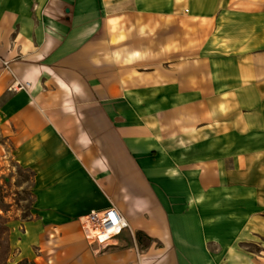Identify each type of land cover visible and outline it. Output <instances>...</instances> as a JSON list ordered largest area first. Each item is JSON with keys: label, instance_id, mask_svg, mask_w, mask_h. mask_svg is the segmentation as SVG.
Wrapping results in <instances>:
<instances>
[{"label": "crops", "instance_id": "obj_1", "mask_svg": "<svg viewBox=\"0 0 264 264\" xmlns=\"http://www.w3.org/2000/svg\"><path fill=\"white\" fill-rule=\"evenodd\" d=\"M115 25L158 47L104 49ZM3 151L34 174L14 259L264 264V0H0Z\"/></svg>", "mask_w": 264, "mask_h": 264}, {"label": "rangeland", "instance_id": "obj_2", "mask_svg": "<svg viewBox=\"0 0 264 264\" xmlns=\"http://www.w3.org/2000/svg\"><path fill=\"white\" fill-rule=\"evenodd\" d=\"M184 15H188L186 10H184ZM115 27H113L112 29V37L103 41L102 47L104 49L110 50V48H112L117 54L121 53V50H127L129 48L136 47V50L138 51L147 46L152 48H155V46H157V41L154 40L149 41V43H142L143 41L141 40H129L126 37L127 32L125 31L124 27L120 28L119 25H115ZM196 42L197 41L183 40V51H186V48H189L191 45L196 44ZM198 43L204 48V40H199ZM188 55L189 54L183 56L184 62L189 59ZM12 58L14 59V57ZM9 59L10 58L8 57V60ZM141 65L142 63L139 62L138 69H140ZM0 158V216L1 219L7 220V226L10 229V225L14 226V222L23 223L31 219L30 209L32 204L34 203L32 189L34 174L31 170L19 166L16 160H14L11 155L8 156L5 151L0 152ZM9 240V233L0 234V243H2V245L9 242ZM249 248V250H254L253 245ZM2 253L3 252L0 249V264H34L27 260L19 261L18 259H14L16 258L17 251L13 252L12 254V251L9 250L10 258L12 256V259L6 257V255Z\"/></svg>", "mask_w": 264, "mask_h": 264}, {"label": "built area", "instance_id": "obj_3", "mask_svg": "<svg viewBox=\"0 0 264 264\" xmlns=\"http://www.w3.org/2000/svg\"><path fill=\"white\" fill-rule=\"evenodd\" d=\"M84 229L95 253L107 249L112 242L130 229L129 223L115 206L105 211H92Z\"/></svg>", "mask_w": 264, "mask_h": 264}, {"label": "trees", "instance_id": "obj_4", "mask_svg": "<svg viewBox=\"0 0 264 264\" xmlns=\"http://www.w3.org/2000/svg\"><path fill=\"white\" fill-rule=\"evenodd\" d=\"M0 220H1V225H0V234L2 233H9L10 229L7 226V220L5 219H1L0 216ZM0 249L3 252L2 254L6 255V257L10 256L9 250H10V243L7 242L6 244L2 245V243H0Z\"/></svg>", "mask_w": 264, "mask_h": 264}, {"label": "bare ground", "instance_id": "obj_5", "mask_svg": "<svg viewBox=\"0 0 264 264\" xmlns=\"http://www.w3.org/2000/svg\"><path fill=\"white\" fill-rule=\"evenodd\" d=\"M37 73V72H36Z\"/></svg>", "mask_w": 264, "mask_h": 264}]
</instances>
